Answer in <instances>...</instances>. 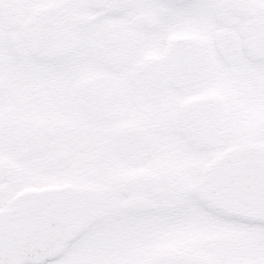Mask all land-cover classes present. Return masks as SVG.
Wrapping results in <instances>:
<instances>
[{
    "label": "snow or ice",
    "instance_id": "snow-or-ice-1",
    "mask_svg": "<svg viewBox=\"0 0 264 264\" xmlns=\"http://www.w3.org/2000/svg\"><path fill=\"white\" fill-rule=\"evenodd\" d=\"M0 264H264V0H0Z\"/></svg>",
    "mask_w": 264,
    "mask_h": 264
}]
</instances>
